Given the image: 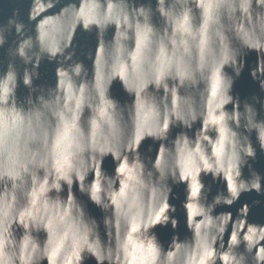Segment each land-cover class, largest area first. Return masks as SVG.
I'll list each match as a JSON object with an SVG mask.
<instances>
[{
	"label": "water",
	"instance_id": "water-1",
	"mask_svg": "<svg viewBox=\"0 0 264 264\" xmlns=\"http://www.w3.org/2000/svg\"><path fill=\"white\" fill-rule=\"evenodd\" d=\"M24 259L264 264V0H0V264Z\"/></svg>",
	"mask_w": 264,
	"mask_h": 264
},
{
	"label": "clouds",
	"instance_id": "clouds-1",
	"mask_svg": "<svg viewBox=\"0 0 264 264\" xmlns=\"http://www.w3.org/2000/svg\"><path fill=\"white\" fill-rule=\"evenodd\" d=\"M17 259L19 260L20 258L17 257ZM2 264H10V262H9L8 260H4V261L2 262ZM20 264H27V260H26V259L22 260V261L20 262Z\"/></svg>",
	"mask_w": 264,
	"mask_h": 264
}]
</instances>
